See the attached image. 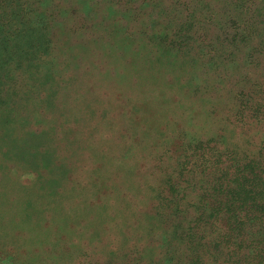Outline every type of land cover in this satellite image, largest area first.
<instances>
[{"label": "rangeland", "instance_id": "1", "mask_svg": "<svg viewBox=\"0 0 264 264\" xmlns=\"http://www.w3.org/2000/svg\"><path fill=\"white\" fill-rule=\"evenodd\" d=\"M21 9L43 40L0 58V264L219 257L212 205L264 161V0Z\"/></svg>", "mask_w": 264, "mask_h": 264}, {"label": "trees", "instance_id": "2", "mask_svg": "<svg viewBox=\"0 0 264 264\" xmlns=\"http://www.w3.org/2000/svg\"><path fill=\"white\" fill-rule=\"evenodd\" d=\"M21 1L0 0L1 59H8L13 50L19 55L30 51V48L31 51L36 50L43 40L40 36L34 40L24 33L19 43L17 42V34L20 36L22 32L18 28L21 18L28 24V17L22 14ZM22 42L29 49L23 44L19 45ZM261 157L262 152L258 154V160ZM255 158L256 156L248 159L243 167L235 166V187L227 188L229 192L219 206L212 205L208 218L221 216L220 219L225 221V228H221L218 234L211 232L210 237L213 238L209 240V244H215L213 250L221 252L218 253L219 257L210 256L208 260L211 261H207V264H264V161L255 164ZM205 255L209 256V253ZM202 259L198 258L196 262L201 263Z\"/></svg>", "mask_w": 264, "mask_h": 264}]
</instances>
